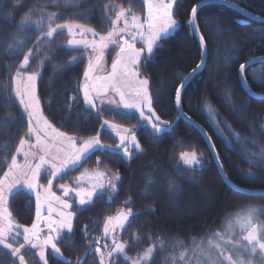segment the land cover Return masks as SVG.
<instances>
[{
	"label": "trees",
	"instance_id": "obj_1",
	"mask_svg": "<svg viewBox=\"0 0 264 264\" xmlns=\"http://www.w3.org/2000/svg\"><path fill=\"white\" fill-rule=\"evenodd\" d=\"M203 1L208 0H179L175 11L181 26L161 41L155 55L146 63L153 93L158 85H164L154 107L162 119L172 122L170 132L154 134L138 121L136 113L120 110L123 114L116 115L105 108L103 118L115 119L116 123L127 128H135L143 151L133 150L131 159L125 158L121 152H97L84 165L95 168V159L99 155L109 170L119 171L122 179L117 183V192L111 197L107 193L99 194L91 205L83 209L74 206L73 231L65 233L59 245L64 256L73 264H76L77 258L81 260L85 256L94 238L102 236L105 218L115 215L121 208L132 207L134 212L140 213L121 232V239L130 242L127 254L134 256L155 245L158 252H155L153 264L188 263V260L181 261L182 253L197 254L196 245L206 241L213 232L225 229L233 218L246 214L245 209L264 208V197L241 196L225 185L204 139L193 127L180 120L175 107V84L182 76H189L200 62L198 38L186 21L192 4L199 5ZM220 1L264 17V0ZM111 3L144 15L143 0H111ZM106 4L109 0H21L17 16L46 10L58 14L57 23L76 22L104 33L111 27L109 17L114 15L113 12H105ZM240 18L238 13L222 6H208L199 11L200 31L210 39L207 65L205 71L185 89L182 108L212 137L225 172L234 184L247 189H264V168L250 165L245 144L235 139L239 134L241 138L264 141V102L247 97L238 77L239 63L264 57V25L251 23L240 26L237 23ZM205 21L209 24L206 25ZM215 28L225 31L212 34ZM39 35L34 29L13 22L6 15V6L0 5V175L6 170L19 137L26 131L25 114L11 92V78L22 59L15 53L24 43L34 49L29 71L36 70L42 74L38 81V96L44 115L57 127L63 125L62 130L81 137L95 135L99 128L100 118L87 109L82 95L77 92L86 59L81 53L61 44L64 41L61 32L40 45L42 53H36ZM233 39L237 40L235 48L231 44ZM73 56H77L78 61L73 62ZM253 71L257 75L264 74V65L255 66L247 73ZM248 84L254 92L264 94V84L253 80L250 75ZM228 87L231 88V95L226 94ZM72 96H77L79 102L70 100ZM69 103L71 108H68ZM242 103L246 104L243 113L239 111ZM213 110L220 114L215 121ZM9 118L11 122H8ZM220 118L231 126L230 130L223 124L218 130ZM101 135L104 143L118 142L109 129L102 130ZM192 150L202 154L204 161L203 167L194 171L179 163L180 152ZM80 171L83 168L68 173L62 181L71 182ZM249 172L252 175H248ZM150 177L154 179L153 183H149ZM166 177L171 178V184ZM45 182L41 180V183ZM129 197L132 203L125 206L124 202ZM9 203L16 222L30 226L35 219L33 194L21 188L10 197ZM258 216L264 221V216ZM133 233L139 237L136 243L131 239ZM48 252L49 264H63L53 258L50 250ZM34 253L35 250L30 248L23 251L30 264H40ZM0 264H14V258L2 247ZM85 264H98L94 251L90 250ZM117 264L129 262L118 257Z\"/></svg>",
	"mask_w": 264,
	"mask_h": 264
},
{
	"label": "snow or ice",
	"instance_id": "obj_2",
	"mask_svg": "<svg viewBox=\"0 0 264 264\" xmlns=\"http://www.w3.org/2000/svg\"><path fill=\"white\" fill-rule=\"evenodd\" d=\"M0 5L6 6V15L11 17L13 22L22 25L30 20L27 14L17 16L21 0H0ZM178 5L179 0H143L144 15L141 16L131 8L112 5L109 0L104 9L105 12L114 11V15L109 17L111 27L104 33L76 22L53 23L52 16L48 17L47 25L41 26L43 21L36 22L40 29V35L36 39L37 47L50 40L58 30H66L69 37L66 41L68 48L80 52L86 59L77 92L82 95V102L87 109L94 111L100 118L95 135L81 137L70 134L69 131L62 130L63 125L57 127L44 115L37 94L38 81L42 74L36 70L29 71L34 49L24 43L15 53L21 55L22 59L11 78V92L25 114L26 131L19 137L15 152L11 155L6 170L0 175V247L8 250L14 258V264H30L23 254L28 248L35 250L34 255L38 257L40 264H49V250L60 257L63 264H73L64 256L59 245L64 234H71L73 231V221L76 217L74 203L83 209L91 205L98 194L107 193L111 197V194L118 190L117 182L122 179L119 171L109 170L99 155L95 159V168L90 169L84 165L97 152H122L125 158L131 159L133 149L143 151L135 128H127L116 123L115 119L103 118V105L110 106L109 110L116 115L123 114L120 110L136 113L138 121L150 127L154 134L168 133L172 129V122L162 119L154 107L164 85H158L155 94L153 93L146 63L155 55L162 39L181 26V22L176 18L175 10ZM256 19L264 24V18ZM186 23L198 37L200 62L189 76H182L175 84L174 103L179 115L185 120H191L182 110L185 81L191 79L192 75L198 73L207 63L205 56L210 47V39L200 31L198 5L192 4ZM205 24L209 22L205 21ZM222 31L225 30L215 28L212 29V34ZM231 44L235 48L237 40L233 39ZM110 47L114 55L111 56L109 68L106 65ZM24 48H27V51H24ZM72 61H78V57L73 56ZM253 63L264 64V58L241 62L238 65L240 83L249 90L250 95L254 93L248 87L249 75L253 80L264 84V74L257 75L255 71L247 73V68ZM226 94L231 95L230 87L227 88ZM70 100L79 102L77 96L70 97ZM71 107L72 104L69 103L68 108ZM239 111H246L245 103L239 106ZM219 116L220 114L213 110V120ZM8 122H11L10 118ZM220 124L231 129L223 118L217 123L218 130ZM104 129L111 130L118 142L104 143L101 135ZM204 135L223 174V165L216 145L211 136L207 133ZM237 138L245 144L250 165L264 168V141L241 138L239 134ZM179 163L194 171L197 167H203V156L198 155L195 150L182 151L179 154ZM81 168L83 171L72 178L71 182H59L65 180L68 173ZM248 175L252 173L249 172ZM42 179L46 182L41 183ZM166 179L172 183L170 177ZM224 179H228L226 175ZM153 182L154 179L150 177L149 183ZM21 188L28 190L35 198V219L30 226L16 222L10 210V197ZM124 203H132V198L129 197ZM259 211L261 210L250 208L243 216L230 220L225 229L213 232L206 241L196 245V264H264V221L259 219ZM139 214L134 212L132 207H127L105 218L102 236L94 238V242L88 245V249L94 251L98 257V264H117V258L120 256L130 264H147L152 258L155 245L136 256H129L127 249L130 242L121 239L119 235L126 225H131V219ZM131 239L136 241L139 237L133 233ZM185 255L186 253H182L180 259L183 260ZM76 264H80V258H77Z\"/></svg>",
	"mask_w": 264,
	"mask_h": 264
},
{
	"label": "water",
	"instance_id": "obj_3",
	"mask_svg": "<svg viewBox=\"0 0 264 264\" xmlns=\"http://www.w3.org/2000/svg\"><path fill=\"white\" fill-rule=\"evenodd\" d=\"M222 6V7H225L231 11H234L236 13H238L240 15V19L237 21V23L240 25V26H249L251 25V23H256V24H260V25H264V24H261L259 22V20L256 19V17H261V18H264L262 16H259V15H256V14H253L239 6H236V7H233L234 4H231L229 2H226V1H220V0H208V1H203L201 2L199 5H198V13L201 9L205 8V7H208V6ZM240 9H243L244 11H240ZM195 34V33H194ZM196 35V34H195ZM197 37V35H196ZM198 38V37H197ZM260 58H264V57H260ZM260 58H255V59H260ZM205 59L207 61L208 59V53L207 55L205 56ZM253 59L249 60V61H252ZM206 65L207 63L202 67V69L196 73V74H193L191 79H189L188 81H185L186 83V87L185 89L188 87V85L195 79L197 78L199 75H201L204 71H205V68H206ZM258 65H264V64H260V63H253L251 64L250 67L247 68V72L248 70H250L251 68L255 67V66H258ZM248 83V81H247ZM241 84V83H240ZM241 87H242V90L244 91V93L247 95V97H249L250 99L254 100V101H259V102H264V94H258L256 92L253 91V89L249 86L248 84V87L251 89V92L254 93V95H250L249 93V90L246 89L244 86H242L241 84ZM184 89V91H185ZM183 91V93H184ZM183 96V94H182ZM177 112H178V115H179V110L176 108ZM183 110V108H182ZM184 112V110H183ZM179 118L180 120H182L183 122L189 124L191 127H193L196 131L199 132V134L202 136V138L204 139L208 149H209V152H210V155H211V158H212V161L213 163L215 164V166L217 167V170L220 174V177L222 179V181L225 183V185L233 192L241 195V196H245V197H264V194H261V193H264V189H247V188H243V187H240L236 184H234L227 176L226 172H225V169L223 167V174L221 173L220 169L218 168V165H217V159L216 157L214 156L213 154V150L212 148L209 146V142H208V139L207 137L204 135V133H207L208 132L200 125L198 124L197 122H195L193 119L191 120H185L182 116L179 115ZM201 129H203V131H201ZM209 135V134H208ZM210 136V135H209ZM213 142V140H212ZM214 143V142H213ZM217 150V149H216ZM220 159V157H219ZM221 162V160H220ZM227 176V180L224 179V176ZM128 204H125V206H127ZM79 207V206H78ZM135 217V216H134ZM128 227V225L125 226V229ZM124 229V230H125ZM51 252V250H50ZM89 252L90 250L85 254V256L80 260V264H85L86 260H87V257L89 255ZM53 258H55L56 260L60 261V262H63L60 257L58 256H55L52 252H51Z\"/></svg>",
	"mask_w": 264,
	"mask_h": 264
},
{
	"label": "rangeland",
	"instance_id": "obj_4",
	"mask_svg": "<svg viewBox=\"0 0 264 264\" xmlns=\"http://www.w3.org/2000/svg\"><path fill=\"white\" fill-rule=\"evenodd\" d=\"M53 14H54V16H53ZM113 14H114V11H113ZM29 17H30V20L28 21V22H26V23H23L22 24V26L23 27H30V28H32V29H34L35 31H36V33L37 34H39L40 33V29H39V27L37 26V21H43V24L41 25V26H44V25H47L48 23H49V20H48V17L49 16H52V21H53V23H57V18L59 17L58 16V14H56V13H53V12H50V11H46V10H40V11H34V12H32V13H30L29 15H28ZM176 31V30H175ZM175 31H173L169 36H171L172 34H174L175 33ZM59 32H61L62 33V39L64 40L61 44L65 47V48H67V49H69L68 48V46H67V43H66V41H67V39L69 38L68 37V35H67V31L66 30H64V31H60V30H58L57 31V33H59ZM57 33H55L54 34V36L57 34ZM53 36V37H54ZM169 36H166V37H164L163 39H165V38H167V37H169ZM52 37V38H53ZM51 38V39H52ZM79 38V37H78ZM50 39V40H51ZM162 39V40H163ZM37 50V51H36ZM42 50H43V48L42 47H40V45L37 47H35V52L36 53H42ZM70 50V49H69ZM71 50H73V49H71ZM73 51H76V50H73ZM76 52H78V51H76ZM113 52V50H112V48L110 47L109 48V50H108V58H107V67H109L110 68V62H111V56L112 55H114V52ZM80 53V52H79ZM37 56V55H36ZM83 57V56H82ZM72 62V61H71ZM86 63H87V61H86ZM40 65V64H39ZM38 94V93H37ZM102 107H104V109L105 108H109L110 109V106H108V105H103ZM121 111H124V112H126L125 110H121ZM148 127V126H147ZM150 128V127H149ZM234 136V135H233ZM235 137V136H234ZM114 138H116L115 137V135H114ZM237 137H235V139H236ZM229 147H231V145L229 144L228 145ZM133 150H135V149H133ZM135 151H137V150H135ZM137 152H140V151H137ZM122 153V152H121ZM203 165H204V161H203ZM186 167V166H185ZM187 168V167H186ZM196 169H200V167H197ZM60 183H63L64 181H62V180H60L59 181ZM118 183V182H117ZM55 190V189H54ZM28 191V190H27ZM29 192V191H28ZM30 193V192H29ZM58 194H59V192H58ZM99 195V194H98ZM76 204L74 203V206H75ZM250 208H252V207H250ZM250 208H247V209H245V211H244V213L246 212V211H248ZM253 208H256V207H253ZM259 208V210H261V211H259L258 213H257V215H262V216H264V208L263 207H258ZM258 208H256V209H258ZM247 213V212H246ZM233 217H235V216H232V218ZM122 233H120L119 235H120V238H121V235ZM105 240L107 239V238H104ZM134 243H136V242H138V240H136V241H133ZM155 252H158V251H156V249L154 248V251H153V254H152V258L147 262V264H153V262L155 261ZM49 253V252H48ZM190 253H192V252H190ZM193 255H195V257L193 256ZM193 255H188L187 253H186V255H185V257H184V259L182 260L181 259V261L183 262L184 260H188L189 262L188 263H186V264H191L190 262H192V264H196V261H197V259H198V252H197V254H193ZM134 256H136V255H134ZM120 257H122V256H120ZM123 258V257H122ZM193 258H194V260H193ZM124 259V258H123ZM129 262V261H128ZM129 264H130V262H129ZM166 264H174L173 262H171V263H166Z\"/></svg>",
	"mask_w": 264,
	"mask_h": 264
},
{
	"label": "flooded vegetation",
	"instance_id": "obj_5",
	"mask_svg": "<svg viewBox=\"0 0 264 264\" xmlns=\"http://www.w3.org/2000/svg\"><path fill=\"white\" fill-rule=\"evenodd\" d=\"M122 232H123V231H122ZM120 233H121V232H120ZM120 233H119V234H120Z\"/></svg>",
	"mask_w": 264,
	"mask_h": 264
}]
</instances>
